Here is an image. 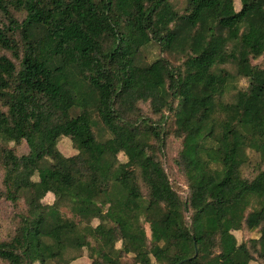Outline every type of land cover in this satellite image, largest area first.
Masks as SVG:
<instances>
[{"label":"trees","instance_id":"16d2710c","mask_svg":"<svg viewBox=\"0 0 264 264\" xmlns=\"http://www.w3.org/2000/svg\"><path fill=\"white\" fill-rule=\"evenodd\" d=\"M175 1L0 0L3 264H264V0Z\"/></svg>","mask_w":264,"mask_h":264},{"label":"rangeland","instance_id":"374dc122","mask_svg":"<svg viewBox=\"0 0 264 264\" xmlns=\"http://www.w3.org/2000/svg\"><path fill=\"white\" fill-rule=\"evenodd\" d=\"M175 3H176L175 7L182 6L181 0H176ZM235 4H236L235 5L236 9H239L240 0H235ZM151 54L153 55V57H156V58L161 56L158 49L153 50ZM163 56L168 58L167 55H163ZM172 61H175V60L173 59ZM261 62L262 60H259L258 63H261ZM241 86L242 87L247 86V82L245 80H242ZM144 110L147 115H149L150 117L152 116L151 111L147 105L144 106ZM11 146H14V145L11 144ZM59 149L65 156H73L76 154V150L73 148L72 142L69 138L61 139V141L59 142ZM180 149H181V141L171 136L167 139L165 148H162L160 156L162 158L165 170L169 175L173 188L185 200L188 197V188H187L186 178L181 168H179V166L176 164V160L178 158ZM16 150L19 153H27L28 146L26 143H23L22 145L19 146V148H16ZM148 155L156 162L159 160L157 156H153L152 153L150 152L148 153ZM119 158L122 162L126 161V157L123 154H121ZM247 175L248 173H246V176ZM2 182H3V171L0 167V190L2 189ZM54 200L55 198L53 194H48L43 199V203L51 204L54 202ZM14 215H15V211H14L12 204L8 201H5L4 199H0V219L4 227V237L7 236L8 233H10L13 229L11 222H13ZM94 224L96 225L97 221ZM145 227H146L148 237L151 238L150 225L146 224ZM234 235L236 236L237 240L240 243L247 241L251 238L259 237L257 232L250 233L246 230L236 231L234 232ZM117 247L120 248L121 244L120 243L117 244ZM124 262L126 264H132V256L126 257L124 259ZM0 264H3V263L0 261ZM72 264H91V260L88 258V253L84 252V255L77 261L73 262ZM251 264H257V263L252 262Z\"/></svg>","mask_w":264,"mask_h":264}]
</instances>
